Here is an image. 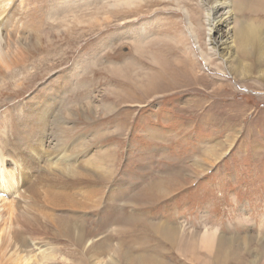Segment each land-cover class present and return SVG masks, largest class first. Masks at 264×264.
<instances>
[{"label": "rangeland", "instance_id": "374dc122", "mask_svg": "<svg viewBox=\"0 0 264 264\" xmlns=\"http://www.w3.org/2000/svg\"><path fill=\"white\" fill-rule=\"evenodd\" d=\"M112 1L121 2L8 0L2 4L1 9H5L6 13L13 10L14 14H18L17 9L26 8L28 16L22 20L20 42L25 45L31 59L46 58L41 72L35 73L34 85H24L23 91L21 88L9 90L11 95L19 91L23 101L20 103L13 98L8 107L0 106V131L6 133L4 129L7 127L3 125L5 109L17 105L9 110L12 133L8 137L14 147H9L6 153V171L20 176V195L34 208L40 227L54 228L44 223L55 212L46 207L42 199L32 197L29 189L33 182L40 185L37 170L42 159L52 151L55 158L51 167L64 164L58 161L66 157L70 162H76L74 165L80 175L90 176L89 180L73 186L77 189L74 192L89 197V205L98 199L93 193L95 191L103 192L101 205L104 206L108 204L107 195L121 190L123 197L119 204L125 217L152 213L153 221L149 222H153L155 228L158 222H163L175 230L169 238V245L158 233L144 231L142 223H135L136 231H129L126 223L121 238L126 245L121 252L124 258L136 256L149 259L147 253L154 254L155 251L158 255L155 259H164L168 264H264V44L258 49L252 48L249 57L234 49L230 62L220 61L214 56L216 61L212 59L210 65L205 66L199 57L194 56V76L186 74V67H177L171 56L175 55L177 61L185 62L186 56L180 50L186 45L197 54V38L201 32L202 39L207 43L206 8L213 6L214 0L211 5H206L203 0H161L153 7H149L148 2L151 1H147L149 11L138 8L127 19L122 15L112 17L111 23L100 19L99 29L98 23H82L66 30L62 26V9L70 8L74 10L72 14L81 16L87 13L94 15L113 5ZM244 4L248 6V2ZM34 7L38 11L29 15ZM238 8L232 6L230 28L239 22L252 21L260 26L264 36V15L249 16L244 8ZM80 33L82 37H78ZM163 36L168 37L167 42L161 41ZM176 36L184 37L189 44H174ZM134 37H138V42L152 43L143 51L152 54L159 64L155 66L154 84L145 93L135 90L134 81L121 79L96 67L99 66L97 61H102L103 66L121 63L95 58L104 53L113 56L130 53L131 56L121 61H137L134 65L139 64L140 67L139 56L134 53L136 49L129 44ZM200 49L207 52L204 44H200ZM63 51L70 52V57L62 58ZM242 63L251 65L244 76L236 71ZM28 66L26 63L22 68L30 70L32 67ZM20 68L19 65L17 69ZM115 99L116 106H113ZM55 104L58 106L55 107ZM87 105L95 109L91 111L89 122L76 121V108L83 110ZM105 107L107 110H104ZM37 112L46 116L48 124L45 128L31 119V114ZM55 119H58L61 128L69 130L64 134L66 140L58 145L57 141L60 142L64 135L52 129ZM43 136H48L50 142L43 146L44 151L37 154L26 152L29 147L39 144ZM72 148L75 149L72 151ZM43 170L44 164L39 171L42 173ZM31 173L35 177L32 184L22 183L23 178L31 176ZM111 175L120 186L109 181L100 184L99 179ZM151 177L167 180L168 188L181 185L173 187L174 190L169 189L165 198L154 200L152 207H142L147 211H141L138 209L141 207L138 205L140 199L135 197L139 192L135 187L138 184L143 188V183ZM135 178H138L137 182L131 184ZM70 212L74 211H67ZM98 213L93 209L86 216L83 214L81 219L93 221ZM108 215L109 212L102 214L104 218ZM108 225L103 223L104 231ZM46 230L48 235L39 233L35 237H16L11 239V244L25 242L28 245L23 256L31 261L30 264H41L39 256L42 253L49 257L53 255L52 262L57 264H69L71 260L74 264H87L88 255L82 254L77 241L74 242L71 237L72 240H62L64 237L55 230ZM163 230L166 232V229ZM108 232L91 237L93 243L88 248H92V257L98 256L94 255L101 248L98 243L110 239ZM194 235L197 240L193 239ZM203 237L208 242H203ZM135 240L139 245L135 246ZM160 255L164 256L160 258ZM103 261L104 264H114L112 249ZM0 264L19 262L8 249L0 253Z\"/></svg>", "mask_w": 264, "mask_h": 264}, {"label": "bare ground", "instance_id": "6f19581e", "mask_svg": "<svg viewBox=\"0 0 264 264\" xmlns=\"http://www.w3.org/2000/svg\"><path fill=\"white\" fill-rule=\"evenodd\" d=\"M18 1H21V0H18ZM147 1H151V2H148V5L149 7H153L155 5H158V1H161V0H134V1L131 0V2H126L125 0H121L120 3L112 1L113 5L109 6L108 8H105L97 12L94 15H91L92 13H87L83 16L79 15L78 13L72 14L74 13V10H71L70 8H65L66 10H63V9L61 10V15L64 13L62 16V20L64 22L62 26L66 30V29H70L82 23H84L85 25H91V24L95 25V23H98L97 28L99 29L101 28L100 26L101 24H99L100 22H98L100 19L104 23H111L112 17L117 18L122 15V17H125L127 19L132 14H135L138 8H140V10L144 9L146 12L149 11V9L147 8L148 6L146 4ZM203 1L207 5V4H210L213 0H203ZM5 2H8V0H0V106L6 108L8 107L9 103H11L10 101L13 100V98H15L16 100L18 99L20 103L23 101V97H21L22 100L20 98L19 91L17 93L13 92V95H14L13 96L10 94L9 90L10 89L15 90V89L21 88V91H23L24 85L25 86L27 84L34 85L35 83L33 82L34 80L33 78L36 75L35 73L38 71L41 72L43 62L46 61V58L31 59V56L27 55L25 45L20 42L22 39L20 32L23 31L21 29L22 20L24 17L28 16L26 12L27 10L26 8H20V9H17L18 14L17 13L14 14L13 10L6 13L5 9L3 10L1 9L2 4H4ZM152 2H155V4L153 3L154 4L153 5ZM245 2H248V6H245L244 4ZM143 3L146 4L144 5L145 7L142 6ZM212 3H214L213 6H209L206 8L207 16L204 21L207 27L205 38H208V41L206 43L202 39L203 36L201 33L203 32H201L197 38V42H198V48H197L198 53L197 54L198 55L196 54L195 50L191 48V46L186 45L183 47L184 48L183 50H180L186 56L185 62H181L179 58H178L179 60L177 61V59L175 58V55L171 56L172 59H174L173 61L176 64V66L186 67V74L188 75L190 74L191 76H194L193 71L196 69L195 68L196 63L194 62L196 59L193 58L194 56L199 57L202 60L203 64H205L206 66V64L210 65L209 61L211 62L212 59H215L213 58L214 56H217L220 61L225 60L226 62H228L230 59L233 58L234 49L238 50V52H240L242 55L244 56L246 55V57L247 56L249 57L252 54V48L254 49L255 47L258 49L259 46L264 44V36H263L260 26L255 24L252 21L249 22L245 20L246 22L236 23L235 27L230 28L232 24L231 16L233 15L231 14L232 6H235V8L239 7L238 8L239 10L240 8H244L246 12H248L249 16H252V14L255 16H257V14L259 15L262 14L260 16H263L264 15V0H214ZM67 7H72V6H67ZM37 11H38V8L34 7L33 10L29 13V15H32L34 12L36 13ZM246 18H249V17H246ZM89 29H92V28H89ZM79 35L81 36H78V37H82L81 33ZM131 39L132 41L129 42V44L132 45L136 49V52H134V50L133 52L137 53L139 56L140 67H138L139 66L138 63H137L138 66L134 65L135 62L137 61H134V63L131 61H124V62L121 61V59L122 60L126 59L128 55L131 56L130 53H127L128 54L127 56L124 53L123 54L125 56H123V54L121 56H117V55L113 56L114 54L107 55L106 53H104L105 55L104 54L99 55V56L97 55L95 56L96 59L98 58L100 60L102 58H106L111 62L113 60L116 63L117 62H121V63L119 65L117 64V66H103L102 61L101 63L97 61L96 63L99 66H96V67L98 68L101 67L99 68L100 70H106L108 73L118 75L119 77H122L121 79L127 78L131 81H134L132 85L134 86L135 90L140 89L145 93L148 90H150L152 88V85L154 84L153 81L155 80V75H156L155 66L159 64H158L157 59L152 54H150L149 52L146 53V51L145 52L143 51L144 47H148L150 44H152L150 43V41L138 42L139 41L138 37H134ZM166 40L168 41V37L163 36L161 41L167 42ZM173 42L174 44L182 45V44H185L187 41L185 40L184 37L176 36L173 39ZM186 44H189V42ZM200 44H204V47H207L208 53L200 49ZM203 50L205 49L203 48ZM69 53L70 52L68 51H63L62 58L68 57ZM176 56L180 57L179 55H176ZM256 58H259V56H257ZM149 62L152 64H150ZM26 63L27 65L32 67L30 70H25L22 68L24 67V65H26ZM160 64H162V62H160ZM19 65L21 68L18 70L17 67ZM250 67L251 65L242 63L241 68H237L236 71L238 72L240 76H244L250 71ZM24 68H26V66ZM168 72L170 74L169 70ZM104 79L108 80L106 78ZM112 93H116V92H112ZM37 94L39 93L37 92ZM28 102L29 100L27 101V103ZM112 104L113 106H116L115 105L116 99L115 101L114 100L112 101ZM16 106L17 105H13L11 108H14ZM57 106L58 105L55 104V107ZM44 107L47 108L46 106ZM11 108L5 109L6 118L3 121V125L7 127V129H4L5 132L6 130L7 132L4 133L0 131V140H1L0 141V193L6 194L5 197H0V253L3 250L10 249L12 253L15 255V258L19 262V264H30L31 261L26 256H23L25 254L24 252L27 250L28 245L25 242L24 243L21 242L20 245H12L11 239L16 238V237H21V236L29 237V235L35 237L37 236L36 234H39V233L40 235H48L47 234L48 231L46 229H52L53 231L55 230L57 233H59V235L64 237L62 240H72L73 239L74 242L77 241V243L81 246L82 254L88 255V259H86L87 264H104L103 258L108 254L109 250L111 249L113 253L114 264H154V263L155 264H163V263L168 264V262L164 259L162 260L155 259V256H158L155 251H154V254L147 253L149 259H146L143 257H136V256L130 259L122 257L121 252L124 248H126V245L124 243V240L121 238L122 236H124L123 230H125L124 227H126L125 225L126 223L129 228V231L138 230L136 228L135 223H142V227L143 229H145L144 231H152V232L158 233L164 239V241L168 244H169L168 242L169 238L170 237L172 238V236L175 234V230L170 229L168 227V224H165L163 222H158L157 228H155L153 226V222H149V221H153L152 213L144 212V215H129L125 217L123 207L119 204V200L123 197L121 190L119 191L116 190L118 192L107 195L106 202L108 204L104 206L101 205L103 192L100 190L95 191L93 193H95L98 196V199L95 200L93 204L89 205L87 202L89 197L87 195H83L81 192L80 193L74 192V191H77V189L73 186H76L79 183H83L84 181L89 180L90 176L88 174L80 175V172H78L76 165H74L76 164V162H70L66 157L60 158L58 161L64 164L57 165L54 168L51 167L50 165L51 161L55 158V152H52V151H49V156H47V158L44 157V159H42V164H44V170L42 171V173L39 171L42 164L37 170L38 173H40V176H39L40 185L34 184L33 182L32 187L29 189L30 195L32 197L42 199L43 204H45L46 207L52 209L55 212L46 221V223H44V224L49 223L53 225L54 228L40 227L38 225L39 218L34 214L36 213L34 212L35 211L34 208L28 205L25 198H23V196L20 195V190H19L20 176L18 174H13V173L6 171V168H5V164L7 161L6 153L9 151V147H14L12 142L9 141V137H8V135L12 133V126H11L12 120L9 117V110ZM81 109L82 108H78V107L76 108L78 113L75 115V118H76V121L78 120V122H81L84 120L83 123L85 124L89 122L88 118L90 119L89 116L92 113L91 111H95V109L90 108V105L85 106V109L83 110ZM104 110H107V107H105ZM52 111H53V108L49 110V114H51ZM69 114L70 116L73 115L71 111H69ZM31 119L39 127H42V128H45L48 124V120H46V116L39 112L31 114ZM4 126H2V128H4ZM60 128L61 126L58 124V119H55L53 122V127H52L53 130L59 131L61 135H64L65 133L69 131V130H66L65 128H61V129ZM65 140H66V135H64L61 138L60 142L57 141V145L61 144ZM49 143H50L49 137L43 136L39 144H37L35 147H32V146L29 147L26 150V152L37 154L41 150L44 151L43 146ZM63 148H65V146H63ZM74 149L72 148L71 150L73 151ZM68 152L71 153L70 149ZM54 163H57V161H55ZM97 167H99V165ZM112 176L113 175H111V177L99 179L100 184L104 185L103 184L104 181H109L108 183L113 182L114 185L120 186L117 181L115 182L114 180H112L113 179ZM34 178L35 177L33 173H31V176H27L23 178L22 183L27 184L29 186L32 184V181ZM133 180L131 181V184H133L134 182H137L138 178L137 179L135 178ZM180 185L181 184H177V185H174L168 188L167 180L160 178V177H155V179L154 177L149 178L148 182L143 183V188L141 187L142 189L137 184L135 188L138 189L139 193L136 194L135 197H136V200L140 199L139 200L140 203L138 205L141 206L138 209L141 211H147V209H143L142 207L149 208L154 202V200L157 201V199H161L168 192L169 189L174 190L173 187L180 186ZM160 193H163V194H160ZM114 205L116 206V208L114 209L109 208L110 206L114 207ZM93 209H96L99 212L93 221H89L88 218L85 219V221H84V218L81 219L83 214H85L86 216V213H88L89 211H93ZM68 210L74 211V212L67 213ZM118 211H121V213L119 214ZM108 212H109L108 217L104 218L102 214L108 213ZM106 222L109 225L105 227V231H104L103 223L105 224ZM110 228H111V232L109 233L108 230ZM163 229H166V232ZM104 232L109 233L110 239L101 240L98 243V247H101V248L98 252H95L94 254L98 256L92 257L91 256L93 255L91 253L92 248H88V246L93 243L91 237H97L98 235H101ZM41 233H46V234H41ZM128 235H130V233ZM113 236L116 237V239L114 238L115 240H111ZM69 237H71L72 239ZM194 238L196 239L195 235L193 236V239ZM202 241L208 242V240H206L205 237H203ZM133 242L134 241H131V243ZM135 242H136L135 246L139 245L137 240H135ZM66 252H69V251H66ZM51 256L49 257L47 256V254L45 255L42 253L39 256L40 257L39 262L41 264H49L50 261L52 262L53 260L52 258H55L54 256L53 257ZM162 256L164 255H160L159 257L161 258ZM35 259L36 258H34V262L36 261ZM52 264H57V263L52 262ZM69 264H74V260H71V263ZM79 264H83V263L81 262Z\"/></svg>", "mask_w": 264, "mask_h": 264}, {"label": "crops", "instance_id": "0c3cea01", "mask_svg": "<svg viewBox=\"0 0 264 264\" xmlns=\"http://www.w3.org/2000/svg\"><path fill=\"white\" fill-rule=\"evenodd\" d=\"M167 194H168V192H167L164 196L162 195V196H163L162 198H165V196H166Z\"/></svg>", "mask_w": 264, "mask_h": 264}]
</instances>
